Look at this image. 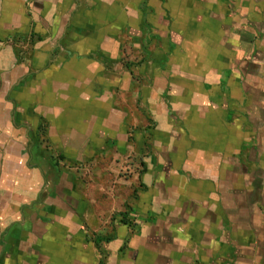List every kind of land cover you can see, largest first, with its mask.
<instances>
[{
	"label": "crops",
	"instance_id": "1",
	"mask_svg": "<svg viewBox=\"0 0 264 264\" xmlns=\"http://www.w3.org/2000/svg\"><path fill=\"white\" fill-rule=\"evenodd\" d=\"M0 264H264V0H0Z\"/></svg>",
	"mask_w": 264,
	"mask_h": 264
},
{
	"label": "rangeland",
	"instance_id": "2",
	"mask_svg": "<svg viewBox=\"0 0 264 264\" xmlns=\"http://www.w3.org/2000/svg\"><path fill=\"white\" fill-rule=\"evenodd\" d=\"M123 174L125 175V173H123ZM115 220H117L116 222H119V220H121V217L120 216H117V215H111L110 217H107V219L105 221L103 220V222H106L107 221V226H109V224H111ZM124 220H125V218H124ZM109 233H110V230H105L104 229V232L101 234V236L103 238H106V235H110Z\"/></svg>",
	"mask_w": 264,
	"mask_h": 264
},
{
	"label": "trees",
	"instance_id": "3",
	"mask_svg": "<svg viewBox=\"0 0 264 264\" xmlns=\"http://www.w3.org/2000/svg\"><path fill=\"white\" fill-rule=\"evenodd\" d=\"M120 217H121V220H120V222H122V223H125V222H124V218H125V215H124V213H123V214H121V215H120ZM105 239H108V238H105Z\"/></svg>",
	"mask_w": 264,
	"mask_h": 264
}]
</instances>
